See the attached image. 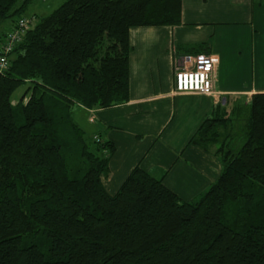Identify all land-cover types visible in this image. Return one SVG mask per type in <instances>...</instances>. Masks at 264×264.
<instances>
[{"label": "trees", "instance_id": "16d2710c", "mask_svg": "<svg viewBox=\"0 0 264 264\" xmlns=\"http://www.w3.org/2000/svg\"><path fill=\"white\" fill-rule=\"evenodd\" d=\"M33 1L0 0V56ZM180 22L181 0H67L31 21L0 72V264H264V95L192 137L221 174L189 203L138 166L109 195L114 145L76 120L129 101L132 28Z\"/></svg>", "mask_w": 264, "mask_h": 264}, {"label": "crops", "instance_id": "0c3cea01", "mask_svg": "<svg viewBox=\"0 0 264 264\" xmlns=\"http://www.w3.org/2000/svg\"><path fill=\"white\" fill-rule=\"evenodd\" d=\"M129 45V101L78 115L114 145L104 188L115 195L138 166L189 203L221 174L216 147L206 152L192 137L206 118L230 117L264 95V0H181L179 25L132 28ZM203 53L213 58L218 96L174 94L175 70L195 69Z\"/></svg>", "mask_w": 264, "mask_h": 264}, {"label": "built area", "instance_id": "2783aa9c", "mask_svg": "<svg viewBox=\"0 0 264 264\" xmlns=\"http://www.w3.org/2000/svg\"><path fill=\"white\" fill-rule=\"evenodd\" d=\"M31 21L22 18L17 21L15 28L8 34L3 56H0V72L8 66L7 55L23 39L24 34L30 28ZM195 69H189L185 66L175 70L173 77L174 94H199L206 97L218 96L214 88V61L211 55L203 53L195 56ZM96 139V137H95Z\"/></svg>", "mask_w": 264, "mask_h": 264}, {"label": "rangeland", "instance_id": "374dc122", "mask_svg": "<svg viewBox=\"0 0 264 264\" xmlns=\"http://www.w3.org/2000/svg\"><path fill=\"white\" fill-rule=\"evenodd\" d=\"M66 1L67 0H34L26 9L25 16L28 20H31L34 24H36L40 18L49 16L54 10H56ZM8 25H10L9 22L3 24L4 28L6 27L8 28ZM26 88H27L26 86H22L19 89H17V91L14 93L12 97L13 104H16L18 101L22 99V97L25 94ZM243 118L244 116H241V119ZM76 120L79 121L78 124L84 128L81 121L78 119V116L76 117ZM241 124H242L241 122L240 123L237 122V124L236 123L234 124L236 126H234L233 137H231L233 146L235 147L237 146V148H239L242 145L244 140V135L242 132L243 129L241 128Z\"/></svg>", "mask_w": 264, "mask_h": 264}]
</instances>
